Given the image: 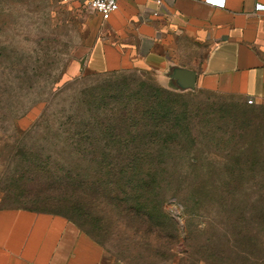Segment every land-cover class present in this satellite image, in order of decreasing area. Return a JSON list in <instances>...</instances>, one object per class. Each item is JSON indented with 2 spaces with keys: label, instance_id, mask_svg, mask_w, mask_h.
<instances>
[{
  "label": "rangeland",
  "instance_id": "rangeland-1",
  "mask_svg": "<svg viewBox=\"0 0 264 264\" xmlns=\"http://www.w3.org/2000/svg\"><path fill=\"white\" fill-rule=\"evenodd\" d=\"M107 32L105 21L82 1L0 0V209L66 217L104 246L106 264H141L143 243L131 240L134 226L120 219L105 195L127 189L117 177L120 169L79 159L56 134L61 108L73 101V79L89 75L100 38L115 39ZM180 49L181 63L192 64L200 54L191 44ZM95 69L103 73L99 63ZM147 73L159 87L182 96L185 109L178 143L154 148L152 156L165 151L152 164L171 172L163 180L164 211L180 236L169 261L151 264H205L188 256L187 234L197 245L206 237L214 240L222 258L216 264H264V102L250 105L235 95L180 88L170 70ZM159 76L167 78L164 83ZM119 115L106 121L102 152L138 147V140L128 147L119 140L132 132ZM113 134L119 138L113 140ZM80 185L86 195L75 201L70 196ZM162 230L172 234L167 224Z\"/></svg>",
  "mask_w": 264,
  "mask_h": 264
},
{
  "label": "crops",
  "instance_id": "crops-1",
  "mask_svg": "<svg viewBox=\"0 0 264 264\" xmlns=\"http://www.w3.org/2000/svg\"><path fill=\"white\" fill-rule=\"evenodd\" d=\"M258 6L264 0H121L105 21L106 35L115 39L98 40L86 72L96 73L97 63L102 72L170 70L180 88L264 102V9ZM136 42L146 46L128 45ZM183 44L200 53L192 64L179 61ZM176 71L183 72L180 82ZM0 264H106V256L63 216L1 208Z\"/></svg>",
  "mask_w": 264,
  "mask_h": 264
},
{
  "label": "trees",
  "instance_id": "trees-1",
  "mask_svg": "<svg viewBox=\"0 0 264 264\" xmlns=\"http://www.w3.org/2000/svg\"><path fill=\"white\" fill-rule=\"evenodd\" d=\"M85 73L89 75L73 79L77 86L73 90V101L68 109L61 108L59 114L63 115L58 118L56 134L61 142L72 148L79 159L99 165L114 163L120 169L117 177L125 181L127 189L122 186L111 194H105L108 195V203L116 208L120 219L134 226V229H129L133 231L131 240H140L144 248L138 251L141 264H151L155 260L169 261L180 236L174 221L164 211L166 196L163 180L171 172L152 164L165 151L155 155V160L152 156L154 148L164 149L165 146L178 143L184 129L185 109L179 103L183 97L159 87L144 71ZM107 77H113V80L105 84L103 80ZM119 114L125 116L127 130H132L128 138L119 140L127 147L128 141L138 140L137 146L140 148L137 147L133 152L128 150L127 153L102 152V142H105L102 130L106 121L115 120ZM135 132L139 134L133 135ZM118 138L113 134V140ZM83 187L80 185L70 197H74L75 201L84 199L86 194ZM202 189L206 191L207 188ZM59 198L67 200V195L61 193ZM72 223L104 248L78 224ZM164 224L170 227L172 234L162 230ZM204 231L208 232L206 236L210 235L209 227ZM191 242V236L187 234L183 244L190 258L205 264H216L217 260H222L216 254L212 238L206 237L198 245ZM118 256L127 258L115 255L116 258Z\"/></svg>",
  "mask_w": 264,
  "mask_h": 264
},
{
  "label": "built area",
  "instance_id": "built-area-1",
  "mask_svg": "<svg viewBox=\"0 0 264 264\" xmlns=\"http://www.w3.org/2000/svg\"><path fill=\"white\" fill-rule=\"evenodd\" d=\"M71 2H85L95 10L98 16L103 21H108L114 13L119 10L121 0H68ZM259 9H264L263 6H258ZM248 103L252 105L254 101L248 100Z\"/></svg>",
  "mask_w": 264,
  "mask_h": 264
},
{
  "label": "water",
  "instance_id": "water-1",
  "mask_svg": "<svg viewBox=\"0 0 264 264\" xmlns=\"http://www.w3.org/2000/svg\"><path fill=\"white\" fill-rule=\"evenodd\" d=\"M183 76H184L183 75V72L176 71L175 74H174V76H173V78L180 82L182 80Z\"/></svg>",
  "mask_w": 264,
  "mask_h": 264
}]
</instances>
